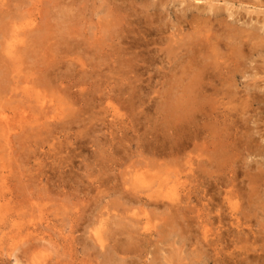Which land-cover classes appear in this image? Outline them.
<instances>
[{
    "label": "rangeland",
    "instance_id": "1",
    "mask_svg": "<svg viewBox=\"0 0 264 264\" xmlns=\"http://www.w3.org/2000/svg\"><path fill=\"white\" fill-rule=\"evenodd\" d=\"M263 19L264 0H0V264H264ZM235 66L228 97L210 75Z\"/></svg>",
    "mask_w": 264,
    "mask_h": 264
},
{
    "label": "bare ground",
    "instance_id": "2",
    "mask_svg": "<svg viewBox=\"0 0 264 264\" xmlns=\"http://www.w3.org/2000/svg\"><path fill=\"white\" fill-rule=\"evenodd\" d=\"M207 1V0H206ZM210 2H215V1H219V0H209ZM225 2L226 1H230V0H224ZM222 2V1H221ZM243 3V2H242ZM240 4V3H239ZM213 6V5H212ZM214 11V10H213ZM216 12V11H215ZM7 13V12H6ZM10 14V13H9ZM6 16H8V14L6 15ZM260 18V17H259ZM263 23H264V19H263ZM229 29V28H228ZM231 30V32H232V36H231V40H234L233 42H236L237 44L236 45H240V46H248V45H250V43L255 39V35L253 34V33H251L250 35H247V36H245V35H242V33L239 31V32H236L237 30H234V29H230ZM226 31V30H225ZM231 32H228V33H230V35H231ZM235 32V33H234ZM214 36V35H213ZM217 37V36H216ZM210 39L212 38L211 36L209 37ZM210 39H209V41H210ZM212 40V39H211ZM216 44H218V41H219V39H217L216 38ZM227 41V40H226ZM211 42V41H210ZM261 42V41H260ZM213 44H215L214 42H213ZM223 44V43H222ZM227 44V43H226ZM230 44V43H229ZM232 44V43H231ZM225 45V44H224ZM228 45V44H227ZM226 46V45H225ZM229 47H230V45H229ZM250 47V46H249ZM232 48V47H231ZM257 48V47H256ZM259 48V47H258ZM251 49V48H250ZM229 51V50H228ZM247 51V50H246ZM234 54V53H233ZM235 57V56H234ZM220 60V59H219ZM237 61V60H236ZM212 65V64H211ZM213 66V67H212ZM211 67L212 68H218V64L216 63L215 65L213 64ZM210 66L207 64V65H205V67H204V69H203V67H201L202 69V71H203V73L206 71L207 73H211V69L210 70H206V69H208ZM233 67V66H232ZM224 70H221V71H225V74H224V78H222L221 76L223 75V73H221V72H219L218 74H217V76L214 74V75H210V77H211V79L212 80H214L215 79V81H217L218 80V78H220L218 81H220L221 82V84H223L224 85V83L226 84V86L224 85V87H226L225 89H224V94H222V95H226V96H228V97H233L234 95H236V91H235V88H236V86H238V81H239V76L237 75V73H238V69H239V66L237 67V66H235L234 68H223ZM256 69V76L254 75V83L253 84H251V86H249V87H252V89H250L252 92H254L253 94L255 95V98L257 97H260L261 95H262V93H263V91H261L260 90V87H261V85L264 87V66L263 67H261V68H255ZM202 71L200 72V73H202ZM217 72V71H216ZM263 73V74H261L262 76H258L257 77V75L259 74V73ZM206 75V74H205ZM204 75V76H205ZM196 77H197V75H196ZM203 77V74H199L198 75V78L196 79V80H198L199 78H202ZM209 77V76H208ZM209 77V78H210ZM217 79V80H216ZM204 80V78L202 79V81ZM194 81V80H193ZM201 81V80H200ZM200 81L199 82H197V81H195L196 83H198L199 85H200ZM195 83V84H196ZM211 83V82H210ZM240 83V82H239ZM194 86V85H193ZM195 87V86H194ZM201 87V86H200ZM193 88V87H192ZM197 88V87H196ZM195 89V88H194ZM209 90H210V87L208 88ZM212 89V88H211ZM264 89V88H263ZM213 90V89H212ZM211 90V91H212ZM198 92H199V90H198ZM215 92V91H214ZM221 91H219V90H216V93L217 94H219ZM223 92V91H222ZM252 99H253V96H252ZM261 101V100H260ZM258 102V101H257ZM249 101H246V103L244 104V105H246V107H248L249 106ZM180 106H181V104H180ZM177 108H180V107H177ZM184 109V108H183ZM181 110H182V108H181ZM179 112H181L180 110H179ZM0 125H2V127H7V126H10V124H9V122L8 121H1L0 120ZM9 129V128H8ZM4 130V129H3ZM1 131V130H0ZM8 131V130H7ZM248 151V153H249V151H250V149H248L247 150ZM243 152V151H242ZM259 153H262L261 151H258ZM242 154V153H241ZM224 163V162H223ZM222 164V163H221ZM220 164V165H221ZM223 166V165H222ZM264 169L263 168H260V170H259V172L257 173V174H255V175H252V176H247L248 177V180H249V184H250V187H251V189L254 191V192H256L258 189H261L262 187H264V183H263V181H264ZM228 177H229V180H228V184L229 185H231V187H232V190H231V192H230V196H229V202H230V204H231V206H232V208H233V212H234V216H235V218H236V220L238 221V222H242L241 221V219H239L238 218V215H237V211H238V205H237V203H233V201L234 200H239V194H238V192H237V190H236V180H237V178H236V176H235V170L233 169V167H231L230 168V170H229V172H228ZM264 189V188H263ZM248 200H249V203L251 202V198H248ZM238 202V201H237ZM209 215H211V213H209ZM210 218H211V216H210ZM209 219V218H208ZM209 221H210V219H209ZM240 224V223H239ZM238 224V225H239Z\"/></svg>",
    "mask_w": 264,
    "mask_h": 264
}]
</instances>
